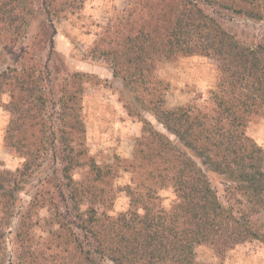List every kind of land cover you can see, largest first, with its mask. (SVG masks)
<instances>
[{
	"label": "trees",
	"instance_id": "16d2710c",
	"mask_svg": "<svg viewBox=\"0 0 264 264\" xmlns=\"http://www.w3.org/2000/svg\"><path fill=\"white\" fill-rule=\"evenodd\" d=\"M79 1L0 0V61L25 44L20 62L0 69V102L10 94L8 145L24 158L16 170L0 168V264H202L201 245L224 255L264 242V148L247 134L251 118L264 117V39L247 44L220 19L264 21V0H129L101 27L90 56L108 64L129 113L145 122L133 157L122 160L131 179L119 189L130 204L117 215L107 210L120 161L100 165L86 146L81 110L92 74H68L57 95L50 88L56 21ZM181 56L217 60L207 105L168 104L156 72ZM208 171L225 181V201ZM166 188L170 207L160 202ZM41 221L46 248L36 245Z\"/></svg>",
	"mask_w": 264,
	"mask_h": 264
},
{
	"label": "rangeland",
	"instance_id": "374dc122",
	"mask_svg": "<svg viewBox=\"0 0 264 264\" xmlns=\"http://www.w3.org/2000/svg\"><path fill=\"white\" fill-rule=\"evenodd\" d=\"M129 0H80V5L70 9L56 21L57 34L55 36V53L48 60L50 73V88L53 94H58L64 78L73 72H88L92 77L85 85L82 99V119L86 128V146L90 157L100 165L114 164L118 167L115 180L116 197L114 204L107 210L111 215L127 210L130 198L124 190L131 179V173L125 169L123 159H131L138 138L143 134L144 120L131 115L125 106L122 83L112 76L108 64L102 59L92 58L90 49L94 45L97 33L106 25L115 12L123 10ZM78 3V4H79ZM212 11L211 7L207 8ZM224 26L235 34L238 39L247 44H256L264 39V21L248 19L240 15H222L220 18ZM34 22L30 33L36 30ZM27 43V41H26ZM25 44L16 50L6 51L1 57L0 69L9 64H18L23 58ZM14 51V52H13ZM43 62H46L43 54ZM218 62L214 58L203 56H181L158 66L157 76L164 80L166 86L165 97L168 104L197 103L205 106L209 103L210 91L218 80ZM10 101V94L6 93L0 102V168L16 170L24 158L8 145L7 128L10 114L5 103ZM144 116L158 129H163L148 113ZM247 134L264 148V117L253 116L247 126ZM13 148V147H12ZM50 164V168H48ZM43 170L51 172L52 160ZM86 170V169H85ZM85 170H76V177L80 178ZM38 179L41 174H36ZM212 185L216 188L220 198L225 201V181L219 174L208 171ZM28 191L21 193L22 200H29ZM161 204L170 207L173 199L171 188L160 190ZM87 205L89 203H86ZM86 207V206H85ZM101 210L103 207H100ZM47 209H40L38 216L46 217ZM42 222V221H41ZM259 224L264 225V213L260 216ZM36 245L46 248L48 245V231L44 222L36 226ZM12 246L9 243V247ZM49 251V250H48ZM196 255L202 264H264V242L254 239L236 245L224 255H218L210 245H201L196 249ZM13 264H17L16 260Z\"/></svg>",
	"mask_w": 264,
	"mask_h": 264
}]
</instances>
